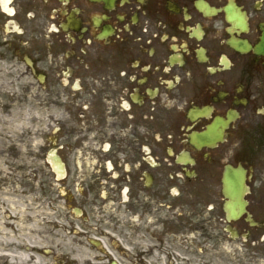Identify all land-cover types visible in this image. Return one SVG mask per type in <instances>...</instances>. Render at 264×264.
Listing matches in <instances>:
<instances>
[{
    "label": "flooded vegetation",
    "instance_id": "flooded-vegetation-1",
    "mask_svg": "<svg viewBox=\"0 0 264 264\" xmlns=\"http://www.w3.org/2000/svg\"><path fill=\"white\" fill-rule=\"evenodd\" d=\"M0 58L46 93L50 150L69 181L65 202H72L73 177H82L83 201L69 205L68 217L73 208L82 217L96 208L94 235L82 228V237L106 257L103 264L115 260L109 243H122L103 222L128 228L134 264L161 253L137 245L192 233L200 214L194 203L233 163V140L250 176L248 212L256 222L243 218L245 241L255 230L264 243V177H256L264 170V0H0ZM210 129L218 139L193 145L194 134ZM203 208L212 217L218 209L211 201ZM219 209L217 239L230 242ZM51 218L54 240V209ZM0 223L6 229V215ZM211 228L208 236L199 230L203 241L215 240ZM0 264H8L1 244Z\"/></svg>",
    "mask_w": 264,
    "mask_h": 264
},
{
    "label": "rangeland",
    "instance_id": "rangeland-1",
    "mask_svg": "<svg viewBox=\"0 0 264 264\" xmlns=\"http://www.w3.org/2000/svg\"><path fill=\"white\" fill-rule=\"evenodd\" d=\"M46 103V93L38 90L28 71L15 65V62L0 58V221L5 215L7 219L6 229L0 223V244L6 247L8 264L106 263V257H101L99 250L86 244L82 237L86 236L82 234V228L91 229V237L94 235L92 226H96L97 218L91 211L96 212V208L87 206L85 216L68 217L69 207L81 206L83 201L77 193L81 191L79 184L82 177H73L75 186L69 196V199L73 197L72 202H65L64 188L68 187L69 181L56 178L48 160L50 132ZM234 144L233 140L232 154L235 156L238 150ZM237 160H242L240 154L236 156ZM249 160L252 166L258 162L254 158ZM256 177H264V170ZM220 180L221 177H213L208 186V197L200 196L194 203L200 214L193 224L192 233L183 237L169 235L166 243L161 245H137L142 253L149 249H161L160 254L155 253L142 264H264V243L256 240L258 233L255 230L247 242L243 237L230 242L217 239L218 232L223 229V223L216 218L222 207ZM50 183H54V208L49 207ZM189 200L185 199V203ZM209 201L218 208L214 213L217 215L213 214V217L206 211L203 213V206ZM185 208L187 215L188 209ZM53 209L57 218L54 240L49 232ZM108 210L112 213L110 208ZM244 225L241 220L235 227L244 233ZM101 227L116 233L122 240L120 244L110 242L107 255L114 256L121 264H134L128 255V250L132 249L128 242V228H118L123 231L122 236L117 229H112L113 225L109 222H103ZM211 227L217 230L215 240L203 241L202 236L213 233ZM201 228L205 231L202 236L199 232ZM74 229L79 235L69 232ZM29 246L37 251L26 252ZM48 250L52 251V256L46 254ZM132 257L135 258L133 252Z\"/></svg>",
    "mask_w": 264,
    "mask_h": 264
},
{
    "label": "water",
    "instance_id": "water-1",
    "mask_svg": "<svg viewBox=\"0 0 264 264\" xmlns=\"http://www.w3.org/2000/svg\"><path fill=\"white\" fill-rule=\"evenodd\" d=\"M225 176V194L231 199V203L228 206L232 207L230 215L231 218L235 219L237 217V213L234 209L238 206L241 208L242 206V203L240 201L242 198V185H240V177H242V171L239 169H228Z\"/></svg>",
    "mask_w": 264,
    "mask_h": 264
}]
</instances>
